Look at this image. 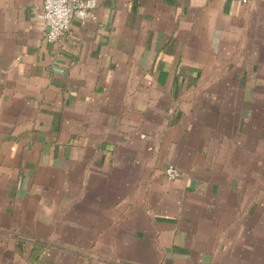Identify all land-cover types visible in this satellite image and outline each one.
<instances>
[{"label":"crops","instance_id":"obj_1","mask_svg":"<svg viewBox=\"0 0 264 264\" xmlns=\"http://www.w3.org/2000/svg\"><path fill=\"white\" fill-rule=\"evenodd\" d=\"M41 8L0 0V264H264V0H99L55 42Z\"/></svg>","mask_w":264,"mask_h":264},{"label":"built area","instance_id":"obj_2","mask_svg":"<svg viewBox=\"0 0 264 264\" xmlns=\"http://www.w3.org/2000/svg\"><path fill=\"white\" fill-rule=\"evenodd\" d=\"M98 5L99 0H42V8L37 13V18L44 26L46 40L55 42L60 39L68 32L74 18L96 19ZM165 173L174 179L179 175V170L174 165H169Z\"/></svg>","mask_w":264,"mask_h":264}]
</instances>
